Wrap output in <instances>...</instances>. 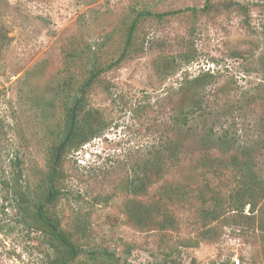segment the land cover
<instances>
[{"label":"rangeland","instance_id":"374dc122","mask_svg":"<svg viewBox=\"0 0 264 264\" xmlns=\"http://www.w3.org/2000/svg\"><path fill=\"white\" fill-rule=\"evenodd\" d=\"M205 1L0 0V264L62 259L33 204L47 193L80 96L79 134L54 164L58 195L47 214L78 245L106 248L115 260L81 254L69 264H264V197H245L264 187V0L183 10ZM178 9L138 17L119 62L83 87L91 70L119 57L138 12ZM203 72L212 75L205 91L217 94L203 127L238 136V147L174 126V114L202 92L203 81L185 80ZM162 137L182 152L160 178ZM15 157L28 197L21 206L10 186ZM144 180L145 193L134 187ZM160 197L164 215L153 204Z\"/></svg>","mask_w":264,"mask_h":264},{"label":"trees","instance_id":"16d2710c","mask_svg":"<svg viewBox=\"0 0 264 264\" xmlns=\"http://www.w3.org/2000/svg\"><path fill=\"white\" fill-rule=\"evenodd\" d=\"M209 0L205 1V4L200 8H185L183 10H190L193 13H196L198 10L200 11H204L207 9L208 4H209ZM183 10H174V11H166V12H162V13H154L151 14L149 13V11H140L137 13V16L134 17L130 23V25L128 26L127 29V33H126V38H125V42H124V46H123V50L121 52V54L119 55V57H117V59H115V61H113L112 63H109L107 66L105 67H100L96 70H91L89 76L87 77V79L85 80L83 87L88 86L90 84V82L97 77L99 74H101V72H103L104 70H106L107 68H109L112 64H115L117 62H119L121 56L125 53L133 31L135 29L136 26V21L137 18L142 16V15H154V16H164V15H171V14H175L178 12H181ZM190 60V59H189ZM212 75L210 73L207 72H203L201 74H199L197 77H195L192 80H185V84L188 82H199L203 81L200 83L201 87H202V92L199 90L198 93L196 94V98L193 100L192 104L190 105V107H186V108H182L179 109L177 113L174 114L173 118V122H174V126L175 128L179 129L180 127L184 128L192 133H199L198 135L202 136V138H211L214 139L216 142L215 144H220V145H227L229 147H238L240 145V138L238 136H233L230 135L228 132L227 133H223V134H215L214 132H212L211 128H208L205 130V123H204V119H206L205 117H207L206 115L209 113H212L213 108L208 100L209 95H213L214 99H216L217 94L214 92H206L205 91V82L208 79H211ZM250 94V93H249ZM248 94V95H249ZM249 96H253V95H249ZM248 97V96H246ZM255 97H252L250 100H254ZM80 101H81V96L77 97L73 103L69 106L68 108V122H67V126L64 130V134L60 140V142L58 143V145L55 147V160H54V164H58L59 158L61 156L62 150L65 148V146L72 144V142L77 139L78 134H79V126L78 125V119H77V111L78 108L80 106ZM195 114H197V116L200 118V121H203V124H201L202 129L200 131H195V128L198 126L195 120ZM195 119V120H194ZM191 120H194L193 123H189ZM264 124V123H263ZM204 126V127H203ZM259 130L262 128L261 125L259 124ZM250 148L248 147L246 150L248 151ZM182 152V149H180V145H179V141L178 140H174L172 138H166V137H162L161 141L159 143V146L156 147L155 153L157 154V156L159 157V161L161 160V162L163 161L164 163H160V165L157 167V174L159 173V177H164L165 172L168 170V168L170 167V163H174V161H176V159H178V155L179 153ZM169 161V162H168ZM168 162V163H167ZM11 166H13V180H12V184H10L11 189H12V193H13V198L16 202L17 206H21L22 204L27 202V193L26 190L21 188L19 186V180L21 177V170H20V161L18 159V157H15L14 159H11L10 161ZM52 165L48 175H47V193L45 195V197L37 202L33 204V207L35 208V214L36 217L39 219V221L43 224L45 231L48 232V234L51 236V238L53 240H55L57 242V245H59L63 251L62 254V259L58 261V264H69L70 261L75 260L76 258L80 257L81 254H87L88 258L95 261L98 258H100V261H111L113 262L115 260V255L109 251L108 249L104 248L102 250H97V251H90V250H86L84 249L82 246L78 245L76 242H74L71 239V236L69 233L65 232L59 225V223L54 220L51 219L48 214H47V204H51L54 202V200L57 198L58 195V191L55 188V180H56V169L55 166L56 165ZM145 167H147V162L144 164ZM8 183V181H6V184ZM149 183L147 180L141 181L140 183H135L134 187L137 190H142L143 193L147 192L148 188H149ZM177 190V189H176ZM162 192L164 193V198H166L167 200H171V196L174 195L175 189H173L170 186H163L162 187ZM203 194V196L205 197V194L203 192H201ZM209 196V195H208ZM245 197L249 200H254V199H258V198H262L264 197V187H260L257 191L252 192L251 190H248V192L245 193ZM163 197L158 198L157 202H154L153 204H155V210L158 214H163L164 215V211L166 209V204L167 201H163L162 200ZM206 198V197H205ZM217 198L216 194H211L210 197L208 199L210 200H214ZM172 201V200H171ZM206 201V200H204ZM85 264H89L88 262H86Z\"/></svg>","mask_w":264,"mask_h":264}]
</instances>
